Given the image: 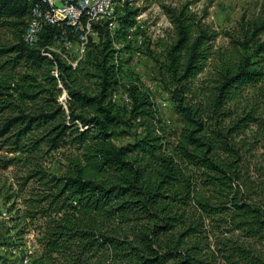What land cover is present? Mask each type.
<instances>
[{
  "label": "trees",
  "instance_id": "trees-1",
  "mask_svg": "<svg viewBox=\"0 0 264 264\" xmlns=\"http://www.w3.org/2000/svg\"><path fill=\"white\" fill-rule=\"evenodd\" d=\"M38 4L0 0V25L20 32L17 44L0 48V59L9 57L0 69L32 74L22 77L28 88L17 84L15 95L9 85L3 94L0 143L15 152H71L64 174L38 169L26 178L33 186L24 210L11 217L36 229L41 251L31 264H264V44L255 42L264 24L237 42L245 55L217 59L208 33L193 38L180 24L159 64L181 121L168 130L152 92L125 76L123 50L113 48L129 39L139 12L127 7L115 32L105 30L110 22L93 24L96 36L73 66L63 43L79 44L85 32L66 22L43 27L35 47L24 42ZM48 48L59 50L53 59ZM82 71L97 88L86 87Z\"/></svg>",
  "mask_w": 264,
  "mask_h": 264
},
{
  "label": "rangeland",
  "instance_id": "rangeland-1",
  "mask_svg": "<svg viewBox=\"0 0 264 264\" xmlns=\"http://www.w3.org/2000/svg\"><path fill=\"white\" fill-rule=\"evenodd\" d=\"M125 6L131 12H139L137 24L129 30L128 40L131 43L119 38L113 48L123 50L121 60L125 76H136L152 92L155 107L168 130H180L181 121L169 99L170 94L164 91L159 82V64L165 61L167 51L179 40L180 24L190 27L193 38L199 35L200 30L208 33L211 39L205 43L215 59L218 55L230 56L235 52L245 55L237 42L244 41L245 33L253 24H264L262 0H125L118 6L116 20L125 15ZM19 36V30L13 26L0 25V48L17 44ZM255 42L264 44V30L255 38ZM78 45L81 49V42ZM79 54L77 50L71 52L76 60ZM7 58L0 59V66ZM86 71H82L86 87L94 90L99 81L92 74L86 75ZM91 73H95L94 69H91ZM25 74L32 75L23 68L0 69V102L7 99L3 94L7 93L9 85H13L14 90L10 93L15 95L18 94L17 84L23 90L28 88L22 81ZM66 97L69 98L68 93L63 90L59 100L64 105ZM114 99L126 104L121 93H115ZM164 102L167 107L162 106ZM5 116L0 115V122ZM129 141L130 137H125L119 144ZM25 144L23 142L22 146ZM29 146L26 145V148ZM13 150V145L0 143V264H31L30 256L41 251L34 235L36 229L32 226L26 228L23 223L17 224L11 217L22 215L24 210V200H27L33 186L26 178L38 169L57 176L64 174L69 167L71 152L67 149L51 154L42 149L30 153ZM12 160L13 163L5 167Z\"/></svg>",
  "mask_w": 264,
  "mask_h": 264
},
{
  "label": "bare ground",
  "instance_id": "bare-ground-1",
  "mask_svg": "<svg viewBox=\"0 0 264 264\" xmlns=\"http://www.w3.org/2000/svg\"><path fill=\"white\" fill-rule=\"evenodd\" d=\"M41 1H42V4L36 5V7H34L33 9H47V7H51V12H59V7H57L56 5H51V0H41ZM109 2L113 3V5H110L108 8L100 10L96 14L90 15L88 17V21L86 23L85 28L82 26L81 23L78 25V28H75L77 30H81L85 32V34L81 36V49H79L78 44H74L70 40H69L70 42L65 40V42L63 43L65 47L64 49H66L70 53L74 50L80 51V54H79L80 57L74 62H69V60L65 58V60L69 62L70 64H72L73 66H76L77 62L83 59V57L85 56V49H86V45L88 42L87 37L89 35L92 37L96 36V34L93 32V29H92L93 24H103L105 22H110L112 23V26H110V30L112 32H115L119 28V23L117 22L118 19L115 22L114 20L117 18V11L119 10L118 6L121 3L125 2V0H109ZM42 5L45 7H43ZM71 6H75L76 10H78L79 12L94 13V5H87L86 2L82 0H71ZM30 18L31 19L28 21V24H27V27H26V30L23 36V40L28 46L35 47L39 42L38 37H40V33L43 27L48 26V20H46L45 10H36L35 15H33V10H32V15ZM64 22L70 24V16H60L59 25ZM48 50H49L48 56L52 59H53V56H52V53L50 52H56V53L59 52V50H57L56 48H48ZM54 74L56 77H58L59 73L57 69L55 70ZM60 86L62 87L61 84Z\"/></svg>",
  "mask_w": 264,
  "mask_h": 264
},
{
  "label": "built area",
  "instance_id": "built-area-1",
  "mask_svg": "<svg viewBox=\"0 0 264 264\" xmlns=\"http://www.w3.org/2000/svg\"><path fill=\"white\" fill-rule=\"evenodd\" d=\"M82 1H85L87 5H94V13L79 12L78 10H76L75 6H71V0H51V5L61 4V7H59V12H51V7H47V9H32L33 15H35L36 10H45L46 20H48V27H57V28L63 26V25H59L60 16H70V24L68 26H71V28H78V25L83 21H85L90 15H94L98 11L106 9L110 5H113V3H110L109 0H82ZM115 21L116 19L114 20V22ZM107 26H112V23H108L107 25H105V30ZM62 34H64V32H62ZM70 58L76 59V57H70ZM68 99L69 98L66 97L65 104ZM125 103L126 104L130 103L129 97L125 99ZM162 106L167 107V103L164 102Z\"/></svg>",
  "mask_w": 264,
  "mask_h": 264
},
{
  "label": "water",
  "instance_id": "water-1",
  "mask_svg": "<svg viewBox=\"0 0 264 264\" xmlns=\"http://www.w3.org/2000/svg\"><path fill=\"white\" fill-rule=\"evenodd\" d=\"M57 7H61V4H56Z\"/></svg>",
  "mask_w": 264,
  "mask_h": 264
}]
</instances>
